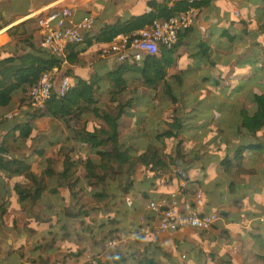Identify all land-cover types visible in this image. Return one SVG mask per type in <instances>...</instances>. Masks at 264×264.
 <instances>
[{
  "label": "trees",
  "instance_id": "trees-1",
  "mask_svg": "<svg viewBox=\"0 0 264 264\" xmlns=\"http://www.w3.org/2000/svg\"><path fill=\"white\" fill-rule=\"evenodd\" d=\"M54 1L56 0H0V31L7 28L10 35V40L0 46L1 108L7 110L16 101H25L28 95L16 100L15 92L24 85L36 83L43 71L62 62L60 56L52 54L41 46L37 16L14 24L18 18L27 16L33 6L39 9ZM173 1L148 0L146 11L125 19H118L113 23L105 22L99 34H86L83 42L86 43V49L79 50L78 45H75L67 50L69 66L64 74L70 76L73 73L75 68L71 65L84 66V63L80 62L83 59L80 54L87 51L91 45H97L101 49L120 32H131L156 19H167L192 5L198 10L214 5V0H195L194 3L188 0H175L176 5L171 6ZM258 3L260 5L254 7L242 6L246 19H243L240 24L246 33L249 32V27H258L264 38V4ZM17 7H19L18 10ZM249 14L259 15L260 21L251 19ZM182 37L183 35L181 39ZM241 39L246 42L244 36H241ZM72 51L75 53L69 55ZM170 61V56L166 54L162 59L146 57L142 62H115L110 70L99 71L97 67L90 69L88 75L75 73L72 78L73 87L66 94L60 95L55 88L44 110H33L22 115L29 116L26 121L20 120L9 126L12 120L1 115L0 131L5 133L0 140V228L3 227V223L12 224L16 232V246H18L6 252L10 258L7 264H24L25 261L35 264H60L68 258H74L85 252L86 247L79 246L74 239L75 224L83 225L89 240L94 243L105 244L110 238H114V231L108 228L112 218L95 223L91 209L97 208L103 211L108 208L106 202L111 195L108 190L110 176L116 175L123 179L125 174H133L132 169L137 162L153 172L154 178L168 179L174 176L172 163L178 160L187 173V179L193 182L192 163L194 160H202L204 155L200 156V153L196 152L195 156L190 157L183 151V146L188 143L185 138L183 139V132H191L195 124L190 123L186 126L183 118L174 116L170 122L165 119L163 122H156L150 130V135L142 127H138L137 132L130 139V141L134 140V143L128 146L122 138L124 119L135 118L139 114V110L136 109V105L140 102L138 97L130 96L126 101L122 100V96H125L131 87L133 74L140 73L146 85L160 88L165 101L172 99L176 104L180 100L173 89L171 80L174 79L180 84L181 78L179 74L167 72ZM250 69L251 71L248 72ZM235 72L236 74L230 75L229 78L240 76V82L234 85L236 81H232L226 87L225 91H229L228 88H230L235 92H231L232 96L227 95V98L233 101V95L240 94L245 99V103L242 105L238 100L236 104L232 101L230 104L227 102L229 104L227 113L231 115L219 119L218 127L213 126L212 123L215 121L213 118L210 119L209 125H200V128L204 129L197 133V137L200 140L205 138V142L211 145V150L207 153L210 154L209 158L214 160V162H208L204 159L206 162L201 167L203 169L211 167V172L217 170L220 173L223 167L232 178L230 184L232 199L239 202L250 197L253 201V210H264V179L256 176H242V168L246 166L254 168L258 166L264 172V61L246 59L243 63H239V68ZM250 82L253 84L252 87L247 86ZM103 83L111 92V99L114 102L112 108L96 97L98 92L103 93ZM212 91L215 92V90ZM202 102L204 101L201 100L199 103L202 104ZM250 103L256 105L255 110L249 109ZM82 105L90 108L97 116V119H91L88 127L75 131V135L69 136L67 133L58 135L56 140L49 141V146H40L34 148L30 154L26 153L25 149L29 147V142L37 135L38 126L35 125V120L68 121L70 116L81 111ZM236 113L240 115L237 117ZM236 121L239 122L237 127ZM165 124L168 126L164 127ZM177 139L178 142L169 151L161 152L157 148V145L164 143L165 140L176 141ZM138 143L146 144V149L139 153L137 152ZM31 155H37L49 162L42 174L37 171V160L28 159ZM57 156H61L59 166L56 165L58 159L55 157ZM260 159L262 162H259ZM216 161L219 162V166H215ZM57 167L60 169L58 170ZM43 172L52 181V185L47 182ZM219 180L222 179L217 181L221 184ZM129 184V180L124 183L125 191H128ZM237 187L240 189L238 190ZM88 189L92 190L91 197L80 200L78 191L85 193ZM66 194H74L77 197L76 204L67 203L55 208L52 199L53 202L59 201V197L61 195L64 197ZM144 195L148 197L146 192ZM43 202L50 209L51 214H36L31 224L25 209L35 208ZM134 208L139 211V214L135 216L137 220L132 223V234L139 232L143 226L142 221H139L142 203L135 205ZM246 213L241 218L251 219L250 211ZM18 215L25 217L24 226H19ZM143 215H145L144 212ZM226 215L233 223H236V217L230 216L229 213ZM254 217L262 218V220L260 219V224L256 226L257 230L249 229L253 239L251 250L257 259L264 261V212H257ZM151 221L152 219L146 216V223ZM97 230L99 236L95 234ZM193 231H197L203 240H209L210 236L227 240L233 238L232 231L221 219L209 231L183 228L171 235L139 234L135 239H129L110 250L107 264H235L228 257L224 255L221 257L213 251L196 250ZM146 236L151 238L148 243L145 242ZM160 237L162 238L159 239ZM170 239L176 243V249L183 250V261L177 260L176 249L167 250L171 243ZM31 241L37 256L29 252ZM2 245L0 241V252ZM63 249L66 253L61 258L58 254ZM15 253L18 255L16 256Z\"/></svg>",
  "mask_w": 264,
  "mask_h": 264
},
{
  "label": "rangeland",
  "instance_id": "rangeland-1",
  "mask_svg": "<svg viewBox=\"0 0 264 264\" xmlns=\"http://www.w3.org/2000/svg\"><path fill=\"white\" fill-rule=\"evenodd\" d=\"M135 1L136 0H104L98 4L103 6V8L106 10L107 13L111 12V10L114 12H118V14H116L117 16L108 20L109 23H113L117 21L119 18H122L120 16V12L121 10L122 12L127 10L126 4L128 5L129 3ZM95 7L96 9L93 12L98 13L101 10V8H99L98 6ZM76 8L78 10L79 15L85 14L84 10L79 9L78 7ZM143 11H144L143 8H139L135 12L141 13ZM94 15L97 18V15L96 14ZM105 20H106L105 14H101V13L98 14V20H96V24L92 29L93 35L99 34L101 28L104 26ZM204 23H205L204 21L200 22L199 27L194 31V34L192 36H198L201 33L202 31L201 28L204 26ZM78 47L80 49H86V43H80ZM87 51L88 52H86V55L88 59L89 57H92V55L98 54L99 47L97 45H91ZM244 61L245 60L242 58V60L236 61L235 64H231L232 71L230 75H235L236 69L239 68V63H243ZM97 62L99 63V65L100 64L105 65V61L98 60ZM101 71H103V69H101ZM250 71L251 69L248 70V72ZM199 72L197 73H199V75L201 76H206L209 74L208 71H204V70H199ZM83 73L85 75H88L90 71L88 70L87 72H83ZM131 77H134L133 82L131 84V87L126 92V95L122 96V100L126 101L130 96L138 97L140 99L139 104L136 105V109H138L139 106L142 107V110H140L139 113V118H143V119L140 120L139 126H141L142 128H144L145 131L150 133L149 128L153 129L156 122H163V119H165L167 122H170L172 118H174V116L181 117L184 119L186 126L190 125V123L196 125L191 132L190 131L183 132L184 135L183 139L185 138L188 141L187 145L183 146V151L189 156L194 155L195 152H199L200 156L204 155V159L214 162V160H211L208 156H206V154H204L206 148L205 146H202V141L197 137V133L204 129V128H200V125H209L211 118L215 119L216 127H218L219 119L231 115L230 113H227V107L229 106V104L231 103L230 101L232 100L228 99L227 95L230 97L232 96L230 95L231 92L232 93L235 92H233V90H230V88H228L229 91H225L224 97L220 98L219 95H215L214 94L215 92L210 89L211 95L214 94L212 100L209 101L208 103L204 101L201 104L199 103L201 102V100H198L199 95L196 96L194 92V90L197 87L192 86V83H194L195 81L186 80L184 86L178 85L176 81H171L173 89L175 93L179 96L180 100L176 104L173 103L172 99L167 100L165 101L166 106L156 109L157 104H159V99L162 97L161 90L146 85L145 82L143 81L142 76L138 77L135 76V74H133ZM58 85H59V81L57 80L56 86ZM234 85H238V83H235ZM102 86H103V93L101 94V92H98L96 97L100 98L103 104H107L109 108H112L114 106V102L111 99V92L108 90L107 85L105 83H103ZM206 95L207 93L203 92V96ZM25 96H27V93L25 94ZM239 100H240L239 102L240 104L244 102L243 98H239ZM196 103H199L198 105L200 106V108L204 109L201 113L199 112V110H191L188 112L186 111V108L191 109L194 105H196ZM234 103L236 104V102ZM182 107H184V109ZM249 109L250 110L252 109L251 111L255 110L256 105H252L250 103ZM236 114L237 117L240 115L239 113ZM187 117L190 118L187 119ZM27 119H29V116L24 115L20 118L10 121L9 126L17 123L20 120L26 121ZM91 119H97V116L93 113V111L90 108H88L85 105H82L81 111H78L74 115L70 116L68 121H64L61 119L35 120V125L38 126L37 135L33 140L29 142L28 144L29 147L25 149L26 153L30 154L34 148L40 146H44V145L49 146L50 140H56L58 135H62L63 133H67L69 136L75 135V131L83 130L84 128L88 127L91 124ZM132 120H133L132 117H126L124 119V124L122 126V138L123 141L125 142V145L127 146L134 143V140L130 141V139L133 137L132 134L130 133L131 129H133L131 127ZM238 124L239 122L236 121L235 126L237 127ZM167 126L168 124L164 125V127ZM164 127H162V129ZM176 142H178V139L176 141L165 140L164 143L158 144L157 148H159L161 152H163L164 150L169 151L174 147ZM203 142H205V139L203 140ZM206 147H210V146L207 145ZM137 148H138L137 152L139 153L140 151L146 149V144L138 143ZM88 151L89 150L87 149V152ZM52 153H54L53 150ZM55 158L58 159L56 165L59 166L61 162V156H57ZM28 159L37 160V171L39 172V174H42V171H45L46 166H48L49 164L47 160L40 158L37 155H31L29 156ZM259 162H262V160L260 159ZM200 168L201 166H198V169ZM57 169L59 170L60 168L57 167ZM132 170L134 171V173L125 174L123 179H120L119 176L116 175L110 176L111 180H110V185L108 186V190L111 195L109 196V199L106 202L108 206L106 210L100 211L97 208L91 209L92 217L95 218L96 220L95 223L103 219L106 220L109 217L112 218L111 221H109L108 228L114 231L113 234L114 238L112 237L109 240L122 238L129 234H132V230H131L132 223L137 220L135 216L137 217L139 214V211L136 210L134 206L141 203L143 204L147 200V196L144 195V192L148 190V191H152V194H154L155 190H153V184L159 181L161 182L160 178H154L153 172L141 166L139 162L136 163V165L133 167ZM207 170L210 171L211 167H207L206 170L201 169L200 171L201 175L203 174L206 175L203 177L202 182H206L207 179L209 178H214V179H210L213 190L215 180L222 178H220L217 175V173L219 172L217 170H215L217 171L215 174H211L210 176H208L209 173H207ZM221 174L224 177H226V179L219 180L221 182V185L223 186L219 198L222 201L225 200L231 203L230 208L232 210H235V212L237 213L233 217H236L237 220L243 223L245 222V220H243L241 216H243L246 213V211L251 212V210H253V201L250 199V197H248L239 202H235L231 197L232 194L230 189L231 180L229 179V175L224 171L223 167H221ZM242 174L244 177L256 176L264 179V172L261 171L258 166H256L255 168L252 166H246L245 168H242ZM43 175L45 176L44 172ZM46 180L50 185H52V181L50 179L46 177ZM127 180L130 181V184L128 185L129 188L128 191H125L123 185L125 182H127ZM224 182L228 186V192H226V188L224 187L225 186ZM233 187H235V185ZM237 189L239 190L240 188L237 187ZM91 191H92L91 189H88V191L85 193L78 191L79 197H81L80 200L88 199L89 197H91ZM59 198L60 200L59 201L57 200L56 202H53L52 199V204L55 208L61 207L62 205L67 203L68 204L72 203L74 205L76 204L77 201L76 199L77 197H75L74 194L73 195L66 194V196L64 197H62L61 195ZM205 199L210 204L211 201L213 200V194L206 193ZM218 210L223 211L226 210V208L221 207ZM25 212L27 214V219L30 220L31 224L35 220L34 216L36 214H42V213H46L47 215L51 214L50 209L47 208V205L44 202L39 203L38 206H36L35 208L33 207L26 208ZM29 215L32 216L29 217ZM18 217H19L18 219L19 226H24L26 223L25 217H22L21 215H18ZM72 221L73 220L71 219V222ZM227 222L230 223V225H228L227 227L233 233V238L231 240H227L226 238L224 239L215 236H210L209 240H203L200 238L199 233H197V231H194L195 234L193 235V241L195 242L196 250L205 249L208 251H213L219 254L221 257H223V255L228 257L235 264H264V261L257 259L251 250L253 239L251 237L250 230L239 229L238 227L234 226L231 218L229 217ZM74 227L76 228L75 231L73 232L74 239L79 246L85 244L86 242L94 243L88 239L89 238L88 233L83 228V225L75 224ZM14 229L15 228L12 224L5 225L4 223H3V227L0 228V241L3 244L0 252V260L10 259L9 256L6 254V252L12 247L18 248V246H16V232L14 231ZM95 234L96 236H99V231L97 230ZM161 238L162 237H160L159 239ZM150 239H151L150 237L146 236L145 242L148 243ZM173 241H174L173 239H170L171 243L170 246L167 248V250L176 249V243ZM176 250H177V254H176L177 260L183 261L184 260L183 250L181 251L178 249ZM29 252L33 255L37 254V252L34 251L33 249V241H31ZM65 253L66 250L63 249L58 255L62 258ZM70 259L71 258H68L65 262H62L60 264H66L70 262L69 261Z\"/></svg>",
  "mask_w": 264,
  "mask_h": 264
},
{
  "label": "crops",
  "instance_id": "crops-1",
  "mask_svg": "<svg viewBox=\"0 0 264 264\" xmlns=\"http://www.w3.org/2000/svg\"><path fill=\"white\" fill-rule=\"evenodd\" d=\"M101 1H104V0H56L50 3L49 5L41 7L39 9L36 6H33L29 10V14L27 16L18 18L14 24L21 22L32 16L39 17L42 13L48 12L56 7H60L64 5H69V6L74 7L75 9L74 20L81 19L93 13L97 15V20H98V14L101 13V14H105V19H106L105 22H109L108 20L117 16L116 14H118V12H114L111 10V12L107 13L106 10L103 8V6L98 4ZM147 1L148 0H136L135 2H131L128 5L126 4L127 10H125L124 12H122V10L121 12L119 11L120 16L122 17L119 19H125L131 15L138 14L135 11L139 8H143L144 11H146V9L148 8ZM258 2H262L264 4V0H219V1L214 0V5L212 7L198 11V17H197L195 25L192 27L190 31L185 32L183 34L182 39L180 38V42L176 46L173 52V54L179 60L178 69H174L172 67H168L167 69V72L169 74H179L181 78V83L179 84L177 82L178 85L184 86V83L186 82V80L195 81L194 83H192V86L197 87L194 90V92L196 96L199 95L198 100H203L208 103L209 101L212 100V97H213L211 96L210 89L215 90V94H218L220 98H222L224 97V92H225L226 87L229 86L232 83V81H236L235 83L240 82L239 81L241 78L240 76L233 77L232 79L229 78L230 73L232 71L231 64H235L236 61L242 60V58L244 60L257 59L261 62L264 61V38L261 36V33L258 27H255V28L249 27V32L246 33V30H243L244 28L243 26H241L242 24H240V22L243 19H246L245 10L243 9L242 6H249V7L259 6L260 4ZM95 6H98L99 8H101V10L98 13L93 12L96 9ZM76 7L84 10L85 14L79 15ZM18 9L19 7H17V10ZM236 10H239L240 15L236 13ZM249 15L251 19H254L255 21H260L259 15L257 14H254V15L249 14ZM201 21L205 22L204 26L201 28L202 30L201 33L198 36H192L194 34V31L199 27ZM37 27H38V18H37ZM90 34L93 35L92 31L90 32ZM241 36H244L246 38V42L242 41ZM9 40H10V35L7 31V28L2 29L0 31V46L6 44ZM78 49L80 50L79 47ZM100 51L101 49H99L98 54H94L92 55V57H89L88 59L86 55V52L88 51L81 52L80 57L83 59H81L80 62H83L84 66L80 67L78 65L70 64L72 67L75 68L73 73L70 75L71 79L74 78L75 73L77 74L80 73V74L85 75L83 72H87L90 69H96L97 67L99 71H101V69H103V71L112 69L116 61L111 57L102 58L100 55ZM73 53H75V51L70 52L69 55ZM60 58H62V62L60 63V65H62L63 73H64L66 68L69 66L68 51L66 52L65 57L60 56ZM98 60L105 61V65L104 64L99 65V63L97 62ZM199 70L208 71L209 74L206 76H201L199 75L200 73ZM193 71H196V72H193ZM135 76L141 77L142 75L140 73H137L135 74ZM171 81H175V80L172 79ZM29 85L30 84L24 85L22 88H20L19 90L15 92L16 100H20L21 98L25 96ZM247 86L252 87L253 84L250 82ZM200 88H203V89H200ZM158 90H160V88H158ZM203 92H206L207 95L203 96ZM233 98H234L233 99L234 102H236L237 100L238 102H240L239 98H243V97L240 96V94H236L233 96ZM244 103L245 101L242 104ZM198 104L199 103H196L197 106L194 105L191 109L186 108V111L188 112L191 110H199V112L201 113L204 109L200 108ZM163 106H166V102L161 97L159 99V104H157L156 106V109L162 108ZM182 108L184 109V107ZM8 110L9 109L6 110L5 108L0 107V117L1 115H5V112H7ZM138 110L140 113V110H142V107L139 106ZM248 111L250 112L249 109ZM132 119L133 120H132L131 127L133 129H131L130 133L132 135H135L138 127H141L139 126V122L143 118H139V114H138V117L137 116L135 118L132 117ZM212 124L213 126H216L215 121ZM150 130L151 128H149V131ZM4 133L5 131H0V140L3 137ZM148 135H150V133H148ZM203 140H201L202 146H205L206 148V151L204 154H206V156L209 157L210 154L207 152L211 150V145L209 143L203 142ZM205 144L210 147H206ZM195 154L196 152L194 153V155L190 157L195 156ZM205 162L206 160L204 161V158H203L202 160H194V162L192 163L193 170L191 172V178L193 182H190L188 180V186L186 188L185 194L181 196V199L183 201L189 200L191 196L193 195V193L198 188L204 189L205 198H206V193H212L213 200L211 201L210 204L207 202V200H205V205L201 208V211L205 212V211L216 210L217 208L220 209L221 207H225L226 210H223V211L219 210L221 214L223 215V217L221 215L220 219L222 220L224 224L228 226L230 225V223L227 222L228 216L226 214L229 213L230 216H234L237 213L235 212V210H232L230 208L231 203L229 201L220 200L219 196L222 192L223 186L217 183L218 181L217 179L215 180L213 190H212L210 179H214V178H209L207 179L206 182H202L203 177L206 175L204 174L201 175L200 171L201 169L206 170L207 167H205V169H203L202 167L198 169V166H201V164ZM208 162H211V161L209 160ZM216 162L217 163L215 164V166H219V162L218 161ZM216 172L217 171L211 172L207 170V173H209L208 176H210L211 174H215ZM217 175L224 180L226 179V177H224L219 172L217 173ZM160 179H161V182L159 181L153 184V190H155L154 194H152V191H148V190L145 191L148 197L144 203H146L148 200L162 201L164 199H167L170 193L174 191L179 184V179L175 175L168 179L166 177L160 178ZM164 179L165 181H163ZM229 179L231 180L230 176H229ZM224 187L226 188V192H228V186L225 184ZM143 204H142V208H143ZM142 211L139 216V221L141 220V216L143 215ZM257 212H264V210H251L249 214L251 215V219L242 218L243 220H245V222L242 223L241 221L237 220L236 223H233V225L238 227L239 229L253 228L257 230L256 226L260 224L259 223L260 219L262 220V218L259 219L258 217H254L257 215ZM246 214L248 215V213ZM147 216H148V219H152L153 221L152 215L147 214ZM173 233H166V234L171 235ZM194 234L195 232L193 231V235ZM81 246L86 247L85 252L92 253V254L99 253L106 249V243L97 244V243H87L86 242L85 244H82ZM81 254L75 256L74 258H71L69 260L70 262L66 264H79L78 259L81 257ZM15 255L17 256L18 254L15 253ZM33 256H37V255H33ZM8 260L9 259L0 260V264H7ZM21 261H24V260H21ZM24 264H35V263L25 261ZM82 264H86V263H82ZM105 264H107V262Z\"/></svg>",
  "mask_w": 264,
  "mask_h": 264
},
{
  "label": "built area",
  "instance_id": "built-area-1",
  "mask_svg": "<svg viewBox=\"0 0 264 264\" xmlns=\"http://www.w3.org/2000/svg\"><path fill=\"white\" fill-rule=\"evenodd\" d=\"M188 1L195 2V0ZM175 5L174 0L171 6ZM198 11V8L192 5L167 19H156L131 32H120L101 48L100 55L102 58L111 57L116 62H142L146 57L162 59L168 54L171 57L168 67L178 69L179 60L173 52L180 42L181 35L195 25ZM236 13L240 15L239 10H236ZM74 15V7L64 5L42 13L38 17L41 46L44 49L52 54L65 57L69 48L84 42L86 34L92 31L97 18L94 14H89L74 20ZM57 80L59 81L58 86H56ZM72 87L71 77L63 73L62 65L56 64L43 71L36 83L29 85L27 99L16 101L6 112L5 118L13 120L33 110H44L55 88L60 95H64ZM172 171L179 179L177 188L170 193L167 199L148 200L143 204L142 210L145 215L141 218L143 226L140 231L108 241L106 249L99 253L84 252L78 259L79 264H105L110 250L129 239H135L139 234L153 233L154 236H159L182 228L204 231L213 229L221 218V212L218 209L201 211L206 200L203 188H198L189 200L183 201L181 196L185 194L188 186L187 173L178 160L172 163ZM147 214L153 216L151 223H146Z\"/></svg>",
  "mask_w": 264,
  "mask_h": 264
}]
</instances>
